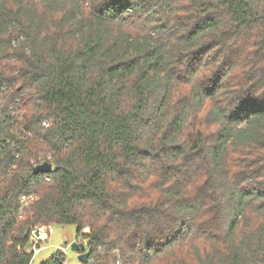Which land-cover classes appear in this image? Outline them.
Listing matches in <instances>:
<instances>
[{"label": "trees", "instance_id": "obj_1", "mask_svg": "<svg viewBox=\"0 0 264 264\" xmlns=\"http://www.w3.org/2000/svg\"><path fill=\"white\" fill-rule=\"evenodd\" d=\"M40 1L0 0V264L52 223L82 264H264V0Z\"/></svg>", "mask_w": 264, "mask_h": 264}, {"label": "rangeland", "instance_id": "obj_2", "mask_svg": "<svg viewBox=\"0 0 264 264\" xmlns=\"http://www.w3.org/2000/svg\"><path fill=\"white\" fill-rule=\"evenodd\" d=\"M18 1V0H16ZM13 2V0H9ZM15 4V2H13ZM33 14L39 19L46 15V6L40 0H22ZM55 17V15H54ZM46 238L39 242L38 246L32 247L31 243L26 246L27 251L33 252L29 264H40L47 259L54 251L60 249L66 256V264H82L78 259V251L72 250L71 244L76 241V226L73 224L52 223L47 226ZM31 242V241H30ZM80 248H86L85 242L77 240Z\"/></svg>", "mask_w": 264, "mask_h": 264}, {"label": "water", "instance_id": "obj_3", "mask_svg": "<svg viewBox=\"0 0 264 264\" xmlns=\"http://www.w3.org/2000/svg\"><path fill=\"white\" fill-rule=\"evenodd\" d=\"M52 171V163L48 161H44L42 163H39L35 165L32 169V172L34 174L38 173H49ZM31 242H34V238H31ZM81 244L77 243L76 241L71 244L72 250L78 251V259L81 261V263H86L89 256H90V251L89 250H84L80 248Z\"/></svg>", "mask_w": 264, "mask_h": 264}, {"label": "built area", "instance_id": "obj_4", "mask_svg": "<svg viewBox=\"0 0 264 264\" xmlns=\"http://www.w3.org/2000/svg\"><path fill=\"white\" fill-rule=\"evenodd\" d=\"M45 125H46V123H45ZM40 163H42V162H40ZM35 165H37V164H35ZM33 197L34 196L23 197L22 201H21V205L26 206L27 203L30 201V198H33ZM47 234H48L47 226H45V225H36V226L31 227L30 232H29V240L31 241V238H34V242L33 243L30 242L32 247L35 248L36 246H38L39 242L43 241L46 238Z\"/></svg>", "mask_w": 264, "mask_h": 264}]
</instances>
